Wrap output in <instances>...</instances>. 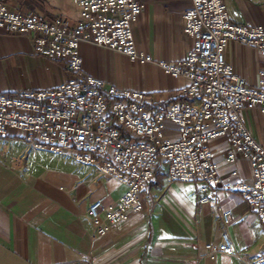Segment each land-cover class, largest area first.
Listing matches in <instances>:
<instances>
[{
  "label": "crops",
  "instance_id": "0c3cea01",
  "mask_svg": "<svg viewBox=\"0 0 264 264\" xmlns=\"http://www.w3.org/2000/svg\"><path fill=\"white\" fill-rule=\"evenodd\" d=\"M239 10L236 25H264V0H233ZM143 11L133 28L136 50L146 54L147 64L90 43L80 46L82 70L107 86L146 94L150 111L188 100L181 90L187 82L172 79L158 66L184 59L192 40L182 33V14L188 0H142ZM11 11L62 18L69 28L81 24L72 2H22L7 0ZM33 35H13L0 30V94L54 89L69 74L62 62L38 56ZM225 62L250 87L258 84L264 60L246 45L229 41ZM243 119L254 140L264 147V118L244 110ZM170 127V126H169ZM171 128V127H170ZM168 137H173L167 132ZM219 185L202 194L201 183L169 182L164 166L154 182L138 197L142 211L109 230L93 234L88 208L94 201L113 204L126 188L100 176L95 168L81 166L67 155L30 149L14 132L0 137V264H246L264 250V229L251 208L232 185L251 182L250 168L238 157L225 161V139L209 144ZM237 172L236 176H232ZM205 195L210 203L200 205ZM230 211L223 225L219 212ZM226 234L244 259L220 253L206 256L205 247L218 248Z\"/></svg>",
  "mask_w": 264,
  "mask_h": 264
},
{
  "label": "built area",
  "instance_id": "2783aa9c",
  "mask_svg": "<svg viewBox=\"0 0 264 264\" xmlns=\"http://www.w3.org/2000/svg\"><path fill=\"white\" fill-rule=\"evenodd\" d=\"M0 0V30L13 35H33L34 52L64 63L69 78L54 89L0 94V137L14 132L32 150L64 154L81 166L93 167L100 176L126 188L113 204L94 201L88 218L97 237L142 211L138 195L154 182L163 165L171 183H201L202 194L219 185L217 166L211 162L210 142L225 139V161L247 162L252 181L239 180L235 192L251 208L264 229V147L252 137L243 119L244 110L264 118V67L256 87L248 86L225 62L229 41L255 49L264 60V25L233 24L225 0H188L182 33L192 40L183 60L159 68L172 79H184L181 90L188 100L148 110L146 94L107 86L82 70V43L119 53L131 62L147 64L136 50L133 28L142 11V0H72L81 24L69 28L62 18L11 11ZM171 128H170V127ZM167 132L174 136L168 137ZM233 172L232 176H236ZM200 205L210 203L203 195ZM223 225L230 211L219 212ZM206 256L220 253L243 260L226 234L220 245L205 247ZM246 264H264V250Z\"/></svg>",
  "mask_w": 264,
  "mask_h": 264
},
{
  "label": "rangeland",
  "instance_id": "374dc122",
  "mask_svg": "<svg viewBox=\"0 0 264 264\" xmlns=\"http://www.w3.org/2000/svg\"><path fill=\"white\" fill-rule=\"evenodd\" d=\"M19 1V0H12ZM22 2H72V0H22ZM225 10L231 22H235L239 18V10L233 0H225ZM78 17L80 16L79 10L73 6Z\"/></svg>",
  "mask_w": 264,
  "mask_h": 264
}]
</instances>
